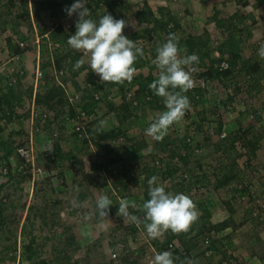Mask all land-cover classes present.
Instances as JSON below:
<instances>
[{"label":"rangeland","instance_id":"obj_1","mask_svg":"<svg viewBox=\"0 0 264 264\" xmlns=\"http://www.w3.org/2000/svg\"><path fill=\"white\" fill-rule=\"evenodd\" d=\"M23 1L15 0L14 4H8V0H0V63L12 55L6 44L7 35H13L15 40H23L25 45H28L16 59L17 66L22 72L18 73L21 81L14 87L22 93L21 100L17 102L13 100L15 103L13 109L6 104L2 106L5 114L2 117H5V120L4 125L0 126V143L5 142L15 149L18 143L26 140L33 123H38L43 128L34 133V155L35 164L40 166L41 170H33L30 165L16 167L12 164V170L4 174L2 164L5 147L0 145V182L6 183V186L0 190V199L3 201L6 215L5 221L0 223V264H41L40 260L43 259L46 260V264H124L123 257L132 256L130 251L134 249H139V251L134 250V256L141 263L145 256L144 252L149 250L153 254L152 246L155 248L156 246L151 243L144 227L135 224L136 228L132 229L130 227L132 223L125 222L117 216V211L119 201L127 199L137 205V209L130 207L129 211L138 215V208L145 202L146 177L150 179L153 175L159 178V183L163 184L167 191L173 193L182 191L195 202L198 213L196 227L200 228L203 224L205 227L217 224L227 219L229 215L235 223L223 230L209 231L212 235L211 239H216V244L220 247V250L212 253L209 250L204 251L202 238L207 233L198 232V228L188 233L192 238L191 241L195 243L192 252L196 255L197 264L210 262L231 264L232 258L230 259L229 253H233L241 264H255L259 258L264 264V213L254 216V203L240 199L237 192L241 181H251L256 187L258 197H264V129L258 128L264 124V59L257 55L260 45L264 44V0H209L208 7L211 13L209 15L212 16L207 15L206 18L211 21V17L217 16L222 19L221 23L224 26H218L214 19L211 21L213 25L207 26L208 28L204 26L207 47L197 54L203 61V64L197 65L201 72L211 62L212 56L227 58L228 51L217 54L216 47L231 34V37L239 35V38H242L239 43L241 62L258 61L261 64L258 72L237 67L229 78L213 79L212 84L208 85L206 80L205 85L199 86L200 89L202 88L203 99L198 98L201 92L194 90L198 87H192L193 91L190 89L185 94L190 101V110L185 113L181 121L174 123L168 134L159 141L145 135V130L154 114L164 111L165 108L142 105L134 109L132 115L122 125L114 111H109L106 105L101 106V109H97L98 112L94 114L91 127H98L102 120L103 127H109L108 129L121 127L123 133L113 139L100 138L96 143L91 141V144L74 137L70 124L63 119L62 110H59L61 114L55 117V109H48L44 104L32 100L33 91L36 90V94L44 93L61 81L64 82L67 93L74 90V86L69 81L72 78L69 69L63 67V73L60 74L51 68L50 50L55 41L49 38L46 41L41 36L40 28L46 27V31L52 30L54 21L60 20L64 29L69 30L71 26H75L78 16L73 14L57 17L53 12L60 11L61 6L51 9L36 3L42 0H26L25 4ZM115 1L119 4V0ZM220 1H227L226 8L220 5L216 12L213 11L214 4H219ZM121 3L124 7L117 9L116 13L121 14L120 19L126 21L127 26L123 34L130 39L132 33L139 31L140 35L133 41L144 51L142 59L145 65L136 69V73L147 74L150 70L148 69L150 61L155 58L152 55V48L158 43L166 42L168 36L167 32L161 35L156 31L146 34L144 28L151 26L152 23L137 21L136 12L147 6L154 9H152L154 17L160 18L163 13H169L176 20L180 16H185L187 12L183 8H178L173 13L164 12L161 8L155 7L157 5L154 0H123ZM90 6L94 9L90 10V18L97 22L103 14L113 16V12L105 5L94 6V2L91 1ZM35 8L38 10L39 18L36 17ZM4 23L9 28L1 29ZM15 23L18 24L16 29L25 38H21L19 33H15L10 28ZM173 27V21H169L166 25L168 30ZM183 28L179 25L176 29V34L180 37L179 43L188 35ZM192 31L191 36L200 35H196V30L192 29ZM74 33L75 31L71 35ZM45 35L48 36V33ZM25 52L26 54H23ZM183 54L184 52L181 51V56H184ZM37 62L41 66L39 71L36 69ZM33 65H35L34 70L30 68ZM89 69L87 64V67L76 75L78 77H75L77 82L75 89L83 94L92 93L95 89L106 93L108 88L116 98L112 100L107 95L110 92H107L108 100L115 105L121 103L122 94H115L118 90L117 86L107 87L108 85L101 83L99 76ZM151 71L153 75L158 74L156 68ZM6 85H8L6 78L0 73V94L8 91L9 86ZM215 85L216 87L213 88ZM126 99L130 98L126 97ZM250 112L257 117H248ZM219 120L222 123L220 129ZM257 129L259 136L255 134ZM54 130L58 132L56 136L52 135ZM243 130L246 132L243 133ZM223 131L227 135L237 131L244 135L235 140L232 148L226 141L224 146L227 147V151H223L215 145L222 138ZM126 134L131 137L127 138ZM190 134L193 140L191 145L197 142L201 144L194 148L185 145L186 137ZM206 134L208 137L205 136ZM257 137L259 139L254 150L244 143L246 140L254 141ZM170 139L174 140L173 145L178 151L173 155L164 147L165 142ZM55 141L59 143L64 153L73 145L79 147L78 157L81 158L82 164H73L71 159L65 157L66 155L59 162L44 160L42 153L47 147V142ZM108 142L112 150L104 148ZM133 143L138 146V150L131 149ZM182 151L185 152L184 154H190V159L186 163L181 158H177L179 154H183ZM116 156L115 161H109ZM14 158L16 159H13L14 163L19 160L17 157ZM233 158L240 178L237 177L215 188L217 178L227 170L225 166L231 164ZM156 159L160 161L155 164ZM172 163L177 168L168 178L165 176L168 175L166 170ZM146 166L153 169L148 171L144 169ZM185 173L187 175L184 177ZM203 173L206 177L205 183L191 182L201 178ZM104 177L108 178V181H105ZM181 181L184 182L183 186L186 185L185 190L181 188ZM81 192L87 193L85 199L80 200ZM101 194L107 195L113 203L109 206V212L110 210L113 212L103 219L99 217L95 203ZM200 203L210 211L208 217H203L204 211L199 206ZM255 234H258L259 238ZM30 243L32 251H35L32 258H29L30 252L26 248ZM113 246L118 251L115 257L111 255ZM223 248H226L227 258L224 257ZM208 254L211 255L207 256ZM219 259L222 261H218Z\"/></svg>","mask_w":264,"mask_h":264},{"label":"trees","instance_id":"obj_2","mask_svg":"<svg viewBox=\"0 0 264 264\" xmlns=\"http://www.w3.org/2000/svg\"><path fill=\"white\" fill-rule=\"evenodd\" d=\"M91 1L94 2V6H98V5H105L111 12H113V17L117 20H119L121 18V14L116 13L117 9L124 7L123 4L121 3L123 0H119V4L116 3L115 0H88V3L86 4V7L89 8V10H94L90 5H91ZM8 4H14L15 0H8ZM75 2V0H42V1H36V3L39 6L42 7H48V8H56L57 6H61L62 8L60 9V11L58 12H53L55 16L60 17V16H67V12L66 9L70 8L72 3ZM23 3H26V0L23 1ZM121 3V4H120ZM124 3V2H123ZM128 10V9H127ZM35 13H36V17L39 18L38 15V10L37 8H35ZM244 15H242L241 18H243ZM100 18V17H99ZM136 20L137 21H143L148 23H152L151 26L145 27L144 31L146 34H149L150 32L156 31L159 33V35L163 34V32H167V36L170 33H175L176 34V29L179 27V23L177 22L176 18L172 15H170L169 13H163V16L158 18V17H154L153 11L151 10V8H148L147 6L143 7L141 10L136 12ZM214 21L218 26H224L221 21L222 19H220L219 17L215 16L214 17ZM99 20V19H98ZM169 21H173L174 23V27L170 30L166 29V25L169 23ZM52 30L46 31V27L40 28V33L41 36L45 38L46 41H48V38L56 41L59 43L58 46L53 45L52 50H50V52L52 53V58L53 61H51L50 59V63H52L54 65L55 68L60 69L63 67H66L67 69H69V71L72 73V76L77 75L80 71H82L83 69H85L87 67V64L85 63V65L79 69L78 71H73V65L75 64V62L79 59L82 58V53L77 52L71 48H69L68 44H67V38L72 34V32L76 31L75 26H71L69 30H65L63 25H62V21L57 20L56 22L54 21ZM18 26L17 23L12 24L10 26V28L12 30H14L15 33H19L20 31L18 29H16ZM7 27V25L4 23L1 26V29L5 30ZM206 31V29H205ZM46 33H48V36L45 35ZM204 31L203 33H201L198 36H191V35H187L186 37H184L182 39V41L179 43V46L181 48V50L184 52V56L185 55H191L193 53L198 54V52H200L201 50H205L207 47V39H206V35H204ZM20 34V33H19ZM21 35V34H20ZM140 35L139 31L132 33L130 39L134 40L135 38H137ZM232 35V34H231ZM228 36V38L224 41H222L221 44L218 45V50L219 52L223 53L225 51H228V63L229 66L227 68H223V69H219L218 65L221 61L222 57H213L211 59V62L208 63V66H206V68L203 71H197L198 75L201 74L202 76H205L204 78L207 80V85L208 84H212V80L213 79H220V78H229L233 75L234 73V69L241 68V69H246L247 71H252L254 73L258 72L261 69V64L258 61H254L252 63H250L248 60H244L241 62L242 60V54H241V48H240V41L242 40V38H239V35H236L233 37ZM21 38H25L24 36H20ZM6 44L8 47V51L12 54L14 53H19V52H23L25 50V48L20 47L17 40H15L13 38V35H7L6 36ZM46 45V44H44ZM157 47V46H156ZM156 47L152 48V55L153 57L156 56ZM186 50V51H184ZM210 54V53H209ZM208 54V55H209ZM155 59V58H153ZM153 59L150 61V65L148 66V69H150L147 74H144L142 72L139 73H135L134 78L132 79L131 82H125L123 84H115V83H108L107 87H111V86H117L118 90H116L115 94H122V99L123 101L117 105L113 104L112 102H110L111 100H100L98 98L95 97V93H97L98 91L95 89V91H93L92 93H83L80 94V101L73 103L69 100L68 98V94H67V89L66 86L64 84H58L56 86H53L49 89H47V91H45L44 93H37L35 96V101L39 104L41 103L44 104L48 109H55L56 113L54 114L55 117L59 116V114H61L59 112V110H62L63 113V119L67 120L71 119V118H76V119H80V112L78 111L79 107L80 109H84L88 114H91L93 111H95L97 108L101 107V106H107V109L114 111L119 119L120 124H125V122L127 121V119L132 115V112L134 109H136L137 107H141L142 105H149V106H154V107H160V108H164L163 105V101L162 98L157 97L156 95L153 94V92L150 90L149 88V84H151L157 77V74L153 75L151 69L155 68V66L153 65L152 61ZM198 64H203V61L200 60L199 58V63ZM198 64H194V66H197ZM145 65V61L144 59H142V57H137V60L135 62L134 67L136 69L141 68L142 66ZM90 70V69H89ZM90 73H92L90 71ZM16 79L17 81L15 83H11L10 85H6L9 86L8 91H4L0 94V114L2 112V115H0V117L4 116V112L2 111L3 109V105L6 104L9 108H14L15 107V103L13 102V100L15 99L16 102L21 100V96L22 93L20 91H17L15 89L14 86H16V83L19 84L20 80V74H16ZM73 83L77 84L76 81H74ZM95 83V81H94ZM97 87H99V83H97ZM215 84V83H214ZM216 87L213 86V88ZM238 88V87H237ZM128 90H132V98L136 99L138 104L134 105L132 104V99H126L127 94L126 92ZM195 91H200L202 90V88L200 89V87L194 89ZM191 91H193V89H191ZM190 91V92H191ZM110 92L107 88L106 93ZM112 92V91H111ZM190 96H192L194 98V96L191 94ZM186 94V93H185ZM202 96V92L200 93V96H198V98H201ZM232 95H230L231 97ZM203 99V98H201ZM81 102V103H80ZM104 102V103H103ZM11 112H13L11 110ZM93 121L89 122L88 125L79 131H73L74 133V137H79L81 138L84 143H90L91 141H96L101 139L104 140H108V139H113L116 136L120 135L121 133H123V130L121 129V127L119 128H112L109 129L107 131L101 132V131H97V128L99 127H95L92 128L91 127V123ZM37 124V125H35ZM221 121L219 120V126L218 128L220 129L221 127ZM38 126V123H34V128ZM126 126V125H125ZM200 127V126H199ZM246 130V129H245ZM245 130H243V133L246 132ZM260 130V128H259ZM259 130L257 129L255 132V134H258L259 136ZM102 133V134H101ZM241 132H236V133H229L228 135H226L225 137L220 138L217 143L215 144L217 148H221L223 151H227V147L224 146L225 142L228 141L227 144H229V146L232 148L234 147V142L238 137H241L242 134ZM244 135V134H243ZM206 137H208V134L205 135ZM261 138V137H260ZM255 139V140H254ZM254 141H244L245 144L249 145L253 150L255 149L257 142H258V137L254 138ZM168 142H165L167 146L164 145V147L168 148V150L173 154H175V152L177 153V149H175V146L173 145L174 140L170 139L167 140ZM145 142V141H144ZM5 143V142H3ZM0 143L1 146L5 147V153H4V157H3V166L7 167V170H9V172L12 170L11 166H12V162H11V158L12 156L15 157L16 153H15V149L12 145L10 144H3ZM249 143V144H248ZM172 144V145H170ZM185 145L187 143H184ZM200 142H197V144H195L194 146L200 145ZM141 145V144H140ZM108 149L112 150L109 142L107 143ZM174 146V147H172ZM187 146L194 148V146L192 147L191 144H188ZM186 146V147H187ZM172 147V148H171ZM52 150L48 151L45 150L43 153L45 154V159L47 161H60L61 158L64 159V155H66L65 157L71 159L73 164H82L81 162V158H79L78 156V151H80V148L77 146H72L70 147L67 152H63V149H61L59 143L57 141H55L54 143H52L51 145ZM131 149L132 150H138V146L136 144L133 143V145H131ZM251 149V150H252ZM252 150V151H253ZM182 161L184 163H186L189 159H190V154H179ZM53 156V157H52ZM117 158L116 157H112L110 159V161H115ZM98 161V159H97ZM231 164H227L225 167H227V170L224 171L222 173V175L217 178L216 184H215V188H218L219 186H223L231 181H233L234 179H236L237 177H239L238 172L236 171V162L235 159H231ZM154 166V165H153ZM177 168V166H174V164L172 163L171 165H168V168L166 170V173L172 174L175 169ZM144 169L146 170H152L153 167L150 166H146L144 167ZM167 176V175H165ZM205 173L202 174V177L195 179L194 181H191L193 183H198V184H202L205 183L206 181V177ZM203 177L205 179H203ZM183 179H185L184 177H182ZM240 178V177H239ZM104 180L108 181V178L106 179V177H104ZM148 177H146V188H145V201L147 199H149L148 196ZM190 182V181H189ZM6 183L0 182V190L3 189ZM241 185L238 186L237 192L239 195L245 194L248 191V185L252 184L251 181L246 182V181H241L240 183ZM184 185V182L181 181V188L183 190L186 189V185ZM188 186V185H187ZM185 187V188H184ZM181 189V190H182ZM180 191V190H179ZM178 193V192H177ZM182 193V191H181ZM87 197V193L85 192H81L80 193V200L83 198L85 199ZM80 205V204H79ZM199 206H201L203 208V217H208L210 215V211L208 209H206V207L203 206L202 203L199 204ZM233 210V209H232ZM5 211V207L3 205V201L0 199V223H3L5 221V217L6 215L4 214ZM110 212H113V210H110ZM109 212V213H110ZM136 212V210H135ZM144 213V212H142ZM234 223V221L232 220L231 215H229V217L227 219H224L222 221H220L217 224H210L208 225V227L203 224L202 227L198 228L196 227V221L191 225L190 231L195 230L196 228H198V232H203L202 234H206L207 232H209L211 229H216V230H223L224 228H226L227 226H232ZM141 227H143V224H140ZM137 225V226H140ZM130 227L132 229L136 228L135 224H131ZM204 227V228H203ZM189 231V232H190ZM184 233V234H173L171 233V231L166 232L163 236L159 237V238H155L151 240V243H153L157 250L159 252H163V251H169L173 254L174 258H178L175 261V264H182V261L185 260V258L188 259H192L195 260L196 255L193 254L192 249L195 245V243L192 240L191 237L188 236V233ZM255 236H257V238H259L258 234H255ZM174 239L179 240L178 242L175 240V246L174 248H169V242L173 241ZM216 239H211L210 240V244L209 246H207L204 251L206 250H210L211 253L217 250H220V247L217 246L216 244ZM27 251H29V258H32L35 254V251L33 252L31 249V243L28 244L26 246ZM113 251L116 250V247L113 246ZM141 249V248H140ZM135 250V249H134ZM134 250H131L130 254H132V256L127 257L124 256L122 260H124V264H141L138 262V259L136 256H134ZM142 250V249H141ZM222 250H224L223 254L224 257H226V255L228 254L226 251V248H223ZM221 250V252H222ZM135 251H139V249H136ZM142 252V251H141ZM211 254H208L207 256H210ZM204 256V255H203ZM205 257V256H204ZM223 257V258H224ZM228 257V256H227ZM226 257V258H227ZM229 257L231 259V264H233V260H237V257L235 255H233V253H229ZM206 258V257H205ZM218 261H222L221 259H219ZM41 264H46V260H40ZM208 264H212L211 262ZM241 264V263H240Z\"/></svg>","mask_w":264,"mask_h":264},{"label":"clouds","instance_id":"obj_3","mask_svg":"<svg viewBox=\"0 0 264 264\" xmlns=\"http://www.w3.org/2000/svg\"><path fill=\"white\" fill-rule=\"evenodd\" d=\"M87 3L88 0H75L71 7L66 9L69 16L73 14L78 16L77 22L75 23L76 31L67 38L68 46L82 53V58L77 60L73 65V71H78L87 63L91 71L99 76L101 83L123 84L125 82H131L136 73L134 65L137 57L144 56L142 47L138 46L135 41L123 34V30L127 26L124 19L117 20L110 14H103L97 22L90 18L91 12L86 7ZM179 40L180 37L177 34L170 33L166 42L157 44L156 56L152 61L158 70V74L156 79L149 84V88L154 95L162 98L165 110L154 114L149 126L145 130V135L158 141L162 140L168 134L170 127L174 123L181 121L185 113L190 110V101L185 93L192 87L200 86H194L192 79V65L199 63V57L195 53L181 56L182 50L179 46ZM55 43L58 42L55 41L54 45ZM23 48L25 50L27 49V47ZM216 51L219 52L218 47H216ZM21 53L14 54L20 55ZM257 55L261 59H264V44L260 45ZM38 66L40 67V63L37 62ZM54 69L60 74L63 73V68ZM63 83L61 81L60 84ZM75 88L74 90H76ZM97 93L101 94L98 98L100 100H108L107 95H110V98L115 100V95L111 92L107 95L106 93H101V91ZM35 96L36 90L33 91V101H35ZM96 110L93 112L96 113ZM67 122L70 124L71 130L74 131L71 122L69 120ZM103 124L104 121L101 120L97 131L103 128ZM38 126L40 125L38 124ZM258 128L264 129V124ZM31 130L35 138L34 133L37 130L34 128V123ZM30 131L28 136L30 135ZM50 142L49 144L52 145ZM17 145L15 147V157L19 158V160L14 163L13 159L15 158L13 156L11 158L12 164L16 167L20 166L24 161V158L17 153ZM34 148L35 143L33 144V153ZM47 149L48 147L44 150ZM51 150L52 148L48 149V151ZM239 151H241V148ZM42 156L45 158L44 153H42ZM177 158H181L180 155ZM29 165L31 166V164H27V166ZM171 176L167 175L168 178ZM147 183L149 199L138 208L139 211L144 212V216L139 217L132 214L129 208L137 209V205L135 202L130 203L127 199H121L119 201L117 216L121 217L125 222L136 225L143 224L146 235L152 239L159 238L168 231L176 235L189 232L191 225L198 219L197 206L190 196L184 193L167 191L165 186L159 183V178L156 175H153ZM95 203L99 217L102 219L107 218L109 206L113 204L111 199L107 195L101 194ZM206 235L212 237L209 232ZM176 259L178 258H174L173 254L169 251L157 252L149 264H175ZM182 264H197V261L185 258Z\"/></svg>","mask_w":264,"mask_h":264},{"label":"built area","instance_id":"obj_4","mask_svg":"<svg viewBox=\"0 0 264 264\" xmlns=\"http://www.w3.org/2000/svg\"><path fill=\"white\" fill-rule=\"evenodd\" d=\"M18 44L20 47H26L27 45H25L23 40H17ZM218 42V41H217ZM58 43H55V46H57ZM216 53L218 54L219 52L216 51ZM19 57V54H13L11 55L7 60H5L4 62L0 63V73L2 75H4V77L6 78L7 83L10 85L11 83H14L16 81V74L22 72L21 69H19V67L17 66V61L16 59ZM229 66L228 60L226 57H222L221 61L218 65L219 69H223V68H227ZM193 71H192V79L194 82V86H198V85H205L206 83V79L201 76L198 75V68L197 66H194V64L192 65ZM36 69H38L39 71V66L36 67ZM60 72H62V70H60ZM218 80V79H217ZM239 84V83H238ZM241 88H243V86H241ZM101 96L100 93H95V97L99 98ZM108 97H110V95H108ZM127 97L132 99L133 104H137V100L132 98V90L127 91ZM68 98L71 102L76 103L78 101H80V92L73 90L68 94ZM78 111L80 112V119H76V118H71L68 119L69 122H71L72 124V128L75 131H81L83 130L88 123L93 119V117H95V112H92L91 114H88L84 109H78ZM9 112V111H8ZM2 115V112L1 114ZM34 115V112H33ZM248 117L250 118H255V114L253 112H250L248 114ZM264 118V117H263ZM5 117H2L0 119V126L4 125V121ZM260 126V125H259ZM33 129V128H32ZM41 129L40 126H36L35 130L39 131ZM32 130L30 131V135L28 136L27 140L23 143H20L19 145H17V153L19 154V156H21L22 158H24V161L20 164V166H27V164H31V168L33 170H41V167L35 164V155L33 153V144L35 143L34 141V137L32 135ZM58 134V132L56 130H54L52 132L53 136H56ZM227 133L225 131H223L221 133V136H225ZM186 143L191 144L193 143L192 140V135H188L186 137ZM182 153L184 154L185 152L182 151ZM53 157V156H52ZM160 160L156 159L155 163H158ZM7 167L3 166V172L4 174L7 173ZM187 174L185 173L184 176H186ZM256 187L254 186V184H249L248 185V191L245 194H242L239 196L240 199H244L246 202H250V203H254V207H253V214L254 216H260L261 214L264 213V197H258V192L255 189ZM264 195V194H263ZM262 195V196H263ZM253 206V204H252ZM139 217H143L144 214L142 213V211H138V215ZM202 243L205 245V248L207 246H209L210 244V240L211 237L209 235H206L202 238ZM175 246V240L169 242V248H174ZM152 251L154 252L153 254L149 252V250H146V252H144V259L141 262V264H149L150 260L154 257V255L159 252L158 250H156L155 247L152 246ZM151 251V252H152ZM210 251V250H209ZM118 254L117 250H114L111 255L112 257H115ZM236 261V263H235ZM234 263L235 264H240V262H238L237 260H235Z\"/></svg>","mask_w":264,"mask_h":264},{"label":"crops","instance_id":"obj_5","mask_svg":"<svg viewBox=\"0 0 264 264\" xmlns=\"http://www.w3.org/2000/svg\"><path fill=\"white\" fill-rule=\"evenodd\" d=\"M161 1L162 0H154L155 5H157L155 7H158L159 9L161 8L164 12L170 11L171 13H173L175 10H178V8L185 9V11L187 12L186 15L183 16V17H181V16L178 17L177 18V22L179 21L180 27L181 28L184 27L183 29L189 35H193L192 34V32H193L192 29L196 30V32H197L196 35H197V34H201L205 30V27H207V26L209 27L210 25H213V23H211V21H213V19H215V18L211 17L212 18L211 21H209L206 18L207 15L211 14V13H209L210 8L208 7L209 6V3H210L209 0L208 1L207 0H177V1L176 0H174V1H172V0H165L166 2H164V3H162ZM167 3H168V5H167ZM172 3H173V5H172ZM161 4H163V5L161 6ZM226 4H227V1H220L219 4L215 3L214 4V10L213 11L216 12V10L220 8V5L223 6L224 8H226ZM192 7H194V8H192ZM152 9L153 8L151 7V10ZM192 9L194 11H192ZM209 16H212V15H209ZM206 19H207V21H206ZM198 23H199V25H198ZM23 54H26V52L23 53ZM51 61H53V58L52 57H51ZM50 65H51V68H53V69L55 68L52 63H50ZM26 66L28 67L27 64H26ZM34 66L35 65L31 66L30 68H33V70H34V68H35ZM75 77H78V76H76V75L75 76H72V78L69 80L70 83L74 87L77 85V84L73 83L74 81H76L75 80ZM33 99H34V97H32V100ZM115 100H116V98H115ZM97 109H101V107H99ZM96 112H98V111H96ZM254 112H256V111H254ZM105 120H107V119H105ZM108 128L109 127H107V128L106 127H103L100 131L101 132L107 131V130H109ZM111 128H116V127H110V129ZM127 131H128V129H127ZM126 135H127V138H130L131 137V135H128V134H126ZM47 143H48L47 144L48 149L51 148V145L49 144V142H47ZM104 148H108V146H106ZM65 176L67 177V175H65ZM74 176H76V175H74ZM195 260L197 261V259H195ZM255 264H263V262L259 258V260L256 261Z\"/></svg>","mask_w":264,"mask_h":264}]
</instances>
